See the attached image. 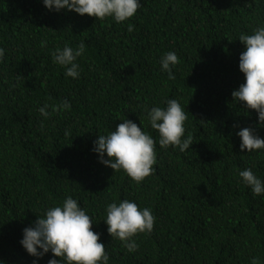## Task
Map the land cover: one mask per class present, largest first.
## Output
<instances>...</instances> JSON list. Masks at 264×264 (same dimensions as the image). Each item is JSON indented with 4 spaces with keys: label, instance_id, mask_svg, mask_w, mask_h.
<instances>
[{
    "label": "trees",
    "instance_id": "trees-1",
    "mask_svg": "<svg viewBox=\"0 0 264 264\" xmlns=\"http://www.w3.org/2000/svg\"><path fill=\"white\" fill-rule=\"evenodd\" d=\"M140 2L136 15L117 23L49 11L42 0H0V264H33L23 229L69 195L93 218L110 264H251L253 257L264 264V196L237 173L251 168L264 179V152L241 151L236 135L250 126L264 138V128L232 96L245 79L238 35L264 24V0ZM82 41L80 77L66 78L52 51ZM168 51L179 57L172 76L159 63ZM171 98L187 113L192 148L157 143L155 170L140 184L99 161L93 142L125 118L143 121L157 140L144 109ZM63 100L71 107L47 120L37 110ZM122 199L156 218L132 253L103 221L106 204Z\"/></svg>",
    "mask_w": 264,
    "mask_h": 264
},
{
    "label": "clouds",
    "instance_id": "clouds-1",
    "mask_svg": "<svg viewBox=\"0 0 264 264\" xmlns=\"http://www.w3.org/2000/svg\"><path fill=\"white\" fill-rule=\"evenodd\" d=\"M42 3L49 11H74L100 20L111 17L117 23L128 21L141 6L140 0H42ZM132 28L129 24L128 30L132 31ZM238 39L245 45L239 56V69L245 79L238 89L233 90L232 96L234 102L242 104L245 109L255 110L257 127L264 128V24L258 25L250 34L239 33ZM41 43L43 45L46 42ZM85 51L83 41L75 48L66 43L52 51V59L64 68L66 78L79 79L81 67L78 58ZM5 53L6 49L0 47V62L4 61ZM159 63L161 71L172 76L179 57L175 51H168L161 56ZM70 107L71 104L63 100L58 105L44 103L37 110L47 120L53 113ZM144 110L147 125L158 132L157 140L144 130L147 126L143 125V121L140 120V127L125 118L115 130L99 134L92 149L102 164L110 166L115 172L123 170L137 184L155 170L153 166L157 162V143L162 148L172 146L180 152L192 148L194 143L192 135L185 134L188 116L177 99H168L165 107L145 106ZM43 127L44 122L41 121ZM65 135H70L69 129L65 130ZM236 135L240 138L241 151L264 152V138L257 133L256 128L241 127ZM237 173L254 196H264V179L251 168L238 169ZM105 214L103 221L108 226L107 232L112 239L120 240L130 253L139 248L135 239L137 234H150L156 220L150 208L140 207L136 201L129 199L107 203ZM93 222L80 202L69 195L61 203L46 207L32 226L25 227L20 243L34 257L33 264H39V260L49 252L52 257L47 264H110V255L100 240V234L93 230ZM251 264H260L259 258L253 257Z\"/></svg>",
    "mask_w": 264,
    "mask_h": 264
}]
</instances>
